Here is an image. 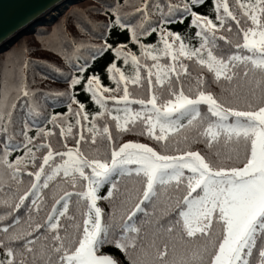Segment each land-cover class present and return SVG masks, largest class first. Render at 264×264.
<instances>
[{
	"label": "snow or ice",
	"instance_id": "1",
	"mask_svg": "<svg viewBox=\"0 0 264 264\" xmlns=\"http://www.w3.org/2000/svg\"><path fill=\"white\" fill-rule=\"evenodd\" d=\"M204 3L205 0H190V3L185 0L182 7L180 4L171 3L152 5L162 22L158 27L163 56H170L172 63L162 66L166 69L164 75L169 77L166 85L161 73L158 71L154 74L152 71L153 67H160L159 65L146 66L145 80L151 92L147 100L129 101L128 77L116 63H111L107 68L112 74L111 79L116 83L115 89L102 86L101 77L94 72L91 75H81L88 70L87 58L78 67L74 66L77 75L67 77L70 89L79 86L81 91L91 94L88 102L94 101L101 108L105 107L108 100L116 104H139L144 111L136 112L134 116L125 107L123 126L118 122L119 116L112 117L117 121L115 127L121 133L129 132L132 129L128 122L135 124L137 119H141L143 130L139 134H146L155 140L161 145L164 153L169 150L166 142L169 141L170 135L178 136L185 130L195 131L196 135L191 141L188 135H184L182 140H176L172 146V151L176 154L168 155L161 154L147 143L127 141L117 146L113 142L109 127L104 125L102 131L110 145L107 152L101 153L97 149L95 155H85L80 151L85 136L80 135L75 139V154L72 149L62 153L56 152L55 155L62 161L56 164L53 161L51 146L46 143L36 144L34 138L28 135L30 125L25 122L20 135L25 140L27 157L33 164H38V170L28 173L34 179L30 182V187L22 193L18 188L13 189L11 184L0 183V191H3L4 187L8 188V193L5 194L7 198L0 199V209H3L0 211V222L12 218V223L0 228V232L4 233V236L0 237V264H29V255L31 264H121L113 254H101V249L105 246L118 249L126 257L128 264H264V0H248L246 3L236 0L240 11L239 18L230 10L228 0H216L214 20L192 10L193 6ZM110 7L115 10L119 5ZM148 7L145 0V6L137 8L135 13L127 14L126 20L114 18L120 29L130 32L133 42H138L141 35L157 31V27L151 26L152 13L148 12ZM164 7L167 8V13L163 11ZM136 13H140L143 18L138 24L139 33L137 25L132 22ZM189 16L190 25L199 29L195 33L201 41L199 47L190 48L179 33L166 31L163 27L164 24L183 23ZM230 21L234 22L242 33L243 43H237L235 48L247 50L251 55L214 54L213 50L218 47L217 40L231 43L225 36H217L218 27L231 31ZM101 38L103 43L93 50L91 59L95 60L105 52H115L114 59L123 58V62L127 64L130 57L135 65L133 83L139 82L141 65L137 56L123 52V46L116 48L109 44L107 33H102ZM169 38L172 43H169ZM177 45L178 51H173ZM140 47L145 50V56H150L154 62L158 61L159 57L152 55L156 50L155 45L141 44ZM205 50L207 58L201 56ZM181 57L195 60L201 68L206 67L208 72L214 74L215 82H220L223 78L226 84L232 86L229 93L232 99L208 91L206 81L200 75L195 77V86L190 85L185 91L182 75L188 74V66L181 61ZM241 65L244 67L242 73L238 71ZM172 73H175L174 81ZM250 73H253L254 87L245 91V83L241 81L251 83L248 79ZM121 82L124 84L122 96L117 98L103 95L121 90ZM156 84L165 85L166 97L155 88ZM22 94L25 97L30 95L28 91H23ZM56 95L67 96L68 112L77 118L76 125H81V121L89 119L85 102L79 101L74 91ZM73 104H77L78 108L74 110ZM15 107L13 104L12 108ZM32 112L33 107L29 106V114ZM105 114L97 113L98 116ZM6 115L7 122L0 124V140L7 138L11 141L9 125L12 123V113L6 111ZM58 119L57 115H53L48 122L55 124ZM92 119L95 120L96 117ZM73 127L75 126L68 125L69 133ZM87 131L92 134L96 129L93 126ZM37 135L45 137L51 136L52 133L39 128ZM61 135H64L63 129ZM222 135L226 141L235 138L237 142L241 139L245 142L242 167L213 163L201 151L192 150L191 145L200 142L211 150L213 142L218 141ZM91 139L95 144L96 136L92 135ZM29 144L38 149H47L42 163H38L32 148L27 147ZM181 144L184 146L180 147ZM8 157L9 146L5 144L4 148L0 149V167L5 168L10 181L19 185L22 183V158L16 157L13 162ZM236 159L240 160L239 151L236 153ZM132 165H135L134 169L130 167ZM133 172L140 178L139 195L135 197L131 208L121 210L123 205L132 200L125 191V199L119 204H113V211L107 215V222H103L104 210L98 206V201L113 200L115 194L121 192L117 177L131 176ZM61 173L73 187L77 183L86 182L85 190L76 192L75 195L87 201V211L83 214L82 223L75 225V231H66L63 236L60 234V218L67 216L68 201L73 195L69 191H65L55 200L44 222H36L33 227V213L41 209L43 190L48 189L50 182ZM105 186L107 191L101 196L100 192ZM158 186L169 198V187L180 193L175 199L177 218L169 219L166 224H162L158 218L153 219L155 213L150 214L143 207L146 202L152 203L153 198L158 197ZM29 199L30 204H26ZM61 202L62 210L57 208ZM156 206L154 203L153 207ZM22 208L26 209L25 223L31 231L13 227L21 223L20 217L14 213ZM140 213L144 217L139 220L140 225H151L154 229L151 240L147 243L143 242L147 233L142 237L141 227L136 224ZM213 225H216L215 230ZM177 227L179 239L185 242L180 252L177 251L175 242L170 249L169 243L160 239L162 234L170 235ZM34 234L35 240L32 238ZM49 234L52 244L42 245L37 252L33 247L35 241L46 242ZM196 240L201 242L191 243ZM254 249L258 252V260L254 257ZM17 255L21 258L17 259Z\"/></svg>",
	"mask_w": 264,
	"mask_h": 264
},
{
	"label": "trees",
	"instance_id": "2",
	"mask_svg": "<svg viewBox=\"0 0 264 264\" xmlns=\"http://www.w3.org/2000/svg\"><path fill=\"white\" fill-rule=\"evenodd\" d=\"M185 0H147L149 5L148 12L152 13L151 21L152 27H157V31L150 33L149 35H141L138 42H133L130 39V32L124 31L119 28L118 24H115L116 17H119L121 20L127 19V14L135 13L137 8H143L145 6V0H82L77 3L70 5L66 10H64L52 23L44 24L38 26L37 29L29 34L19 38L14 44H12L7 50L1 52L5 53L11 49H15L18 46L19 42L23 38L32 36L35 38L37 45L35 50L43 49L51 54L57 62L54 63L53 60L48 58H39L36 56L28 55L27 71L24 74L21 85L20 83L17 86H21V91L15 97L13 104L16 105L15 108L11 107V110L7 112L12 113V123L9 125V136L12 137L11 141L7 138L0 140V149H3L5 144L9 146V159L15 162L16 157H21V167L23 168L21 174L22 183L19 185L15 181H10L8 179L7 172L4 167H0V183L7 185L11 184L13 189H19V192L27 190L30 187V182L34 177L28 175L29 172H34L38 170V164H33L31 159L27 157V148L24 146L25 140L20 132L24 127V123L27 122L30 127L28 130V135L34 138L36 144L46 143L51 146V149L54 153L53 161L56 164L62 163L60 158L55 155L56 152H66L68 149H72L75 154L77 145L75 139H78L80 135L85 136V141L80 145V151L85 155L93 156L96 154L97 149L101 153L107 152L110 148L109 142L106 139V135L103 134V126L107 125L109 127L110 133L113 136V142L119 146V144L128 141H140L149 144V146L154 147L161 154L173 155L176 154L172 151V146L176 140H182L184 135L189 136V141L191 138L196 135L195 131L185 130L180 133V135L172 134L170 135L169 141L166 143L169 146L167 153H164L161 145L158 144L155 140L150 139L146 134L140 135L139 133L143 130V123L141 119H137L135 124H132L131 121L128 122V126L132 129L129 132L121 133L116 127L117 121H114L112 117L119 116V123L121 126L125 124V112L124 109L127 107L130 110L131 115H135L136 112H143L144 110L139 104L129 103L125 105L123 102L116 104L115 102L108 100L105 107L101 108L100 105L93 102H88L90 100V95L81 91L78 86L76 89H70L67 77L77 75L76 67L81 65L84 62V59L89 60L88 70L86 73L81 75H91L93 72L101 77V83L104 87H109L112 89L116 88V83L111 79V73L107 71V68L111 63H116L128 77L127 87L129 90V101H135L139 99L147 100L150 98L151 92L149 91L148 84L145 80L147 75V67L157 64L160 67H153L152 71L155 74L160 72L162 78L165 80V85L169 79L168 76L164 75L166 69L162 67L165 64H171V57L163 56V44L160 41V30L158 27L159 23H162L160 20V15L158 12H155L152 5L158 3L164 5L165 3L171 4H180L181 7ZM190 3V0H187ZM230 5V10L234 12L239 18L240 11L237 8L236 0H228ZM241 3H246L248 0H240ZM216 0H205L203 5H195L192 10L196 11L198 14L206 15L209 19L215 18L216 12L214 5ZM118 4L115 10L110 6ZM163 11L167 13V8L164 7ZM69 14V15H68ZM68 17L65 19L64 17ZM142 16L140 13H136L132 17V22L134 25H137V32L139 33L140 29L138 27L139 22L142 21ZM191 17L184 19L183 23H172L164 24L163 27L166 31H171L174 33H179L186 45L190 48L199 47L201 41L198 37L195 36V33L199 30L198 28L190 25ZM232 29L231 31H226L225 29H220L218 27L217 36H225L228 41L231 43H226L222 40H217L218 47L215 48L214 54L217 56H228L232 54L240 55H251L247 50L236 49L235 45L237 43H243L242 33L239 32L238 26L231 22ZM107 25V28H105ZM115 25V26H114ZM102 33H107L109 44H112L116 48L123 46V52L132 53L137 56L139 64L141 65V79L137 83H133V78L135 76V65H133L130 57L128 63L123 62V58L116 60L115 52H105L101 55H98L95 60L91 59V55L94 49L98 48L103 40L101 38ZM67 41V43H65ZM173 41L169 38V43ZM155 45L156 50L152 52V55L159 57L158 61H152L150 56H145L144 49H141L140 45ZM173 51H178V45ZM0 53V55H1ZM201 56L207 58V50L201 53ZM181 61L188 66V74L182 75V82L187 91L188 86H195V77L198 75L203 76L206 81V88L208 91L213 92L218 96L227 97L229 100L232 97L229 95L231 91V85L226 84L221 78L220 82L214 81V74L208 72L207 68H201L195 60H189L187 57H181ZM11 74V78L5 79L0 86V96L2 98L0 102L3 103V94L6 96L5 91H11V97L14 94L15 87L11 86V82L14 79V73L11 68L8 69ZM29 70L33 72L30 73ZM244 67L241 65L238 71L243 72ZM15 71V70H14ZM22 77V76H21ZM172 78L174 81L175 73H172ZM155 76H153V80ZM249 81L251 83H245V91L249 87H254L253 73L249 74ZM21 81V80H20ZM165 85L156 84L155 88L162 92L164 97L167 96V88ZM124 84L121 82V90L112 91L110 93H104L105 97L108 96H117L119 98L123 95ZM226 89V90H222ZM23 91H28L29 96H23ZM69 91H74L76 97L79 101L85 102L86 107L85 111L89 113V119L87 121H81V125H76V117L74 114L68 112L67 104L69 100L67 96H58L57 93H65ZM158 92V94H159ZM10 99H7V104L10 102ZM1 105V104H0ZM29 106L33 107V112L29 114ZM243 105H241L242 107ZM75 110L78 108L77 104L72 105ZM3 110V109H2ZM119 110V111H118ZM202 107V111H203ZM4 111V112H3ZM0 110V124L7 122L6 111ZM98 112L106 113L103 116H98ZM39 113V115H36ZM53 115H57L59 119L55 124L49 123ZM92 117H96L95 120ZM186 123V121H184ZM68 125H74L71 133L68 131ZM95 127L96 131L92 134H89L87 129L89 127ZM39 128H44L45 131H51V136L41 137L37 135ZM61 129H63L64 135H61ZM96 136L95 144L92 143L91 136ZM184 145L181 144L180 147ZM32 148L33 152L36 155L38 163H42V158L44 155H47V149L36 148L32 144L27 146ZM192 150H199L207 158L211 159L213 163H224L228 166H243V156L245 152V142L241 139L239 142L235 138L231 141H226L222 135L218 141L213 142V147L211 150L203 143H193L191 145ZM239 151L240 160L236 159V153ZM219 153V155H216ZM229 157H232L229 159ZM66 158V157H65ZM47 167V166H46ZM135 168V165L130 166ZM90 171V170H89ZM120 181L121 192H117L115 197L111 201L100 200L98 201V206L104 210L103 222H107V215L113 211V204H119L121 200L125 199L123 193L127 191L128 195L132 197V200L121 208V210L131 208L132 203L137 195H139L138 189L141 187L140 178L135 175L133 172L131 176H124L123 178L117 177ZM42 183V181H41ZM83 183H77L75 187L68 181H66L62 173L54 181L50 182L49 188L43 190L44 200L41 205V209L38 212L33 213V227L36 222L43 223L47 217V214L52 210V206L55 203V200L59 199L65 191L72 192L73 195L69 199V210L67 216L60 218L61 229L60 234L63 236L65 232L75 231V225L82 223L83 214L87 211V201L83 200L80 197L75 195L76 192L85 190ZM107 191V186L103 188L100 192V195L103 196ZM8 193V188L4 187L3 191H0V199L7 198L5 194ZM158 197L153 198L152 203L146 202L143 207L145 211L155 215L153 219H159L162 224H166L169 219L175 220L177 218L175 214V199L180 195L179 192H176L173 187H169L168 193H170L171 198L165 194L164 190L160 189L158 186ZM159 201V203H157ZM30 204V199L25 202ZM156 203L157 206L154 208L153 204ZM62 204L57 205V208L62 210ZM3 211V209H0ZM167 213V214H166ZM15 216H19L21 223L19 225H13L17 230H26L31 231V228H28L25 221L27 220L26 209L22 208L19 212L14 213ZM143 214H138V219L136 220L137 226L141 227V236L144 237L147 233L144 243H147L151 240L152 232L154 231L151 225H140L139 220L143 219ZM12 223V218L9 217L7 220L0 222V228H3L6 224ZM215 230L216 225H213ZM179 228L172 234H162L160 237L161 240L169 243V248L173 242L176 243L177 251L180 252L183 250L185 242L179 239ZM4 236L3 232H0V237ZM35 240V234L32 237ZM200 240L192 241V244L200 243ZM50 246L52 244L51 235L49 234L48 240H36L33 247L37 249V252L41 249L42 245ZM111 253L121 261V264H128L126 257L115 247L105 246L101 249V254ZM254 257L258 260V252L254 249ZM21 257L17 255V259ZM29 264H31V256L29 255ZM55 259V256L53 257ZM251 259V258H250Z\"/></svg>",
	"mask_w": 264,
	"mask_h": 264
},
{
	"label": "water",
	"instance_id": "3",
	"mask_svg": "<svg viewBox=\"0 0 264 264\" xmlns=\"http://www.w3.org/2000/svg\"><path fill=\"white\" fill-rule=\"evenodd\" d=\"M81 0H0V53L38 26L52 23L70 5ZM62 7V9H60ZM58 8L56 15L47 14Z\"/></svg>",
	"mask_w": 264,
	"mask_h": 264
},
{
	"label": "rangeland",
	"instance_id": "4",
	"mask_svg": "<svg viewBox=\"0 0 264 264\" xmlns=\"http://www.w3.org/2000/svg\"><path fill=\"white\" fill-rule=\"evenodd\" d=\"M68 15L65 16L64 18L66 19L68 17ZM36 45H37V43H36L35 38L32 36L31 37L28 36L27 38H23L22 41L19 42L18 46L15 47V49H11L10 51H7L5 53H1V55H0V86L5 79L11 78V76H9L11 74V72L8 70L9 68H11L13 73H14V79L10 85L15 87L14 94L12 97L10 95L11 94L10 90H9V92L7 90L5 91V94H7L6 96H4V94H3V103L0 102V104H1L0 110L1 111L11 110L12 103H13L15 97L21 91V86H17V84L20 83L19 85H21L24 74L27 71L26 60H27V57L29 54H31V56H36L39 58L51 59V60H53L54 63L57 62V59H55L47 51H45L43 49L35 50L34 48ZM29 71H30V73L33 72L32 70H29ZM0 97L2 98V95ZM1 98H0V100H1ZM9 98H11V99H10V102L7 104V99H9ZM128 141L140 142V141H134V140H128ZM125 142H127V141H125ZM140 143H144V142H140Z\"/></svg>",
	"mask_w": 264,
	"mask_h": 264
},
{
	"label": "bare ground",
	"instance_id": "5",
	"mask_svg": "<svg viewBox=\"0 0 264 264\" xmlns=\"http://www.w3.org/2000/svg\"><path fill=\"white\" fill-rule=\"evenodd\" d=\"M60 9H62V7H61ZM57 12H58V8H57V9H54V10H51V11L47 14V16H46V20H49L52 16L56 15Z\"/></svg>",
	"mask_w": 264,
	"mask_h": 264
}]
</instances>
